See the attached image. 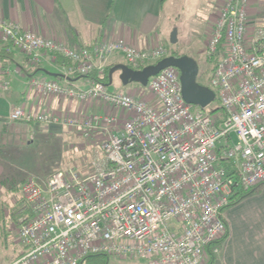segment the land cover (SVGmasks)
I'll list each match as a JSON object with an SVG mask.
<instances>
[{"label":"built area","instance_id":"built-area-1","mask_svg":"<svg viewBox=\"0 0 264 264\" xmlns=\"http://www.w3.org/2000/svg\"><path fill=\"white\" fill-rule=\"evenodd\" d=\"M251 2L224 0L206 43L208 58L216 61L208 86L220 114L185 101L175 66L150 78L156 104L110 91L88 76L94 69L103 73L97 63L116 53L135 69L156 63L169 54L163 43L139 48L120 38L75 47L0 17V43L24 53L30 64L48 55L70 61L64 80L33 75L30 88L102 101L126 113L115 131L112 112L11 111L10 121L75 126L86 136L107 133L93 171L70 167L26 178L21 191L29 215L21 217L17 240L23 249L11 264H79L99 252L147 264L207 263V246L228 229L224 211L237 188L264 183V8L251 15ZM76 74L86 78L85 86L70 78ZM1 86L8 90L10 80ZM223 159L234 162V173Z\"/></svg>","mask_w":264,"mask_h":264},{"label":"crops","instance_id":"crops-1","mask_svg":"<svg viewBox=\"0 0 264 264\" xmlns=\"http://www.w3.org/2000/svg\"><path fill=\"white\" fill-rule=\"evenodd\" d=\"M223 1L217 2L218 9ZM255 1L251 2V15L255 13L257 7ZM165 2L166 0H0V17L75 47L123 38L136 47L147 48L159 43L167 45L165 28L162 25ZM0 55L5 56L9 69L6 73L7 68L2 70L0 67V118H8L16 106H25L37 112L48 111L78 116L87 115L89 112H112L118 117V124L113 125L112 129L115 131L120 129L126 113L117 107L92 99L81 101L61 95H44L28 86L30 74L46 79L64 80L70 63L51 59L48 55L44 62L32 65L23 53L1 43ZM122 57L125 59L124 55L116 53L106 61L97 63V68L104 70L108 68L109 74L112 71L107 87L120 73L122 84L135 83L128 92L145 97L151 103H158L148 84L143 85L139 81L123 82L121 66L129 64L126 59L123 63ZM11 73L17 74L14 77L16 80H13ZM6 78L10 80L8 90L1 86ZM70 78L78 86L87 84L83 76L74 75ZM50 128L57 127L51 124ZM102 133L106 134V131ZM2 172L0 161V190L3 187ZM224 213L228 224V236L214 246L218 247V251H214L215 259L212 264H264V183L260 191L227 206ZM22 249L21 246L19 252L14 255H18ZM111 264L142 263L138 262V259L112 257ZM144 264H147L145 260Z\"/></svg>","mask_w":264,"mask_h":264},{"label":"rangeland","instance_id":"rangeland-1","mask_svg":"<svg viewBox=\"0 0 264 264\" xmlns=\"http://www.w3.org/2000/svg\"><path fill=\"white\" fill-rule=\"evenodd\" d=\"M217 2L219 0H166L162 15L167 47L169 49L170 46L177 47L182 54L194 57L199 64L198 80L203 82L209 81L214 64V60L207 56L206 43L221 8L218 9ZM255 2L256 12L264 8V0ZM215 14L216 17L213 18ZM212 19L213 24L211 25ZM175 27L178 28L179 40L173 44L170 42V34ZM121 61L126 62L123 57ZM119 75L120 73L108 86L109 90L113 92L130 91L135 83L124 85ZM16 76L17 74L11 73L13 80H16L14 78ZM197 108L201 107L197 106ZM206 108L208 110L218 108L216 112L219 114L223 112L217 98ZM89 114L90 112L87 115ZM5 120L7 122L6 118ZM10 123L18 125L25 122ZM36 125L37 129L33 134L28 135L22 132L17 136L15 129L10 128L11 125L7 126L4 122H0V161L4 175L15 174L22 178L33 175L46 176L52 170L70 167L87 173L97 167L99 157L103 156L101 145L107 136V133H102L104 130L86 136L79 127L75 126L52 124L57 128H50L51 124L40 122ZM20 131L21 129L18 130L19 133ZM6 188L4 186L0 190V264H11L14 253H18L21 248L17 240L21 218L20 222H17L15 217L25 212L22 210L24 205L21 204L25 202L22 191L16 194L9 192ZM138 262L144 264L142 259H138Z\"/></svg>","mask_w":264,"mask_h":264},{"label":"trees","instance_id":"trees-1","mask_svg":"<svg viewBox=\"0 0 264 264\" xmlns=\"http://www.w3.org/2000/svg\"><path fill=\"white\" fill-rule=\"evenodd\" d=\"M181 54L182 53L177 49V47L170 46L168 55L179 56ZM58 60H60V61H62L64 63H66V62L70 63V61L68 59L64 58L63 56H59ZM215 64H216V61L214 60L213 67L211 69L212 72L214 70ZM0 67H1L2 70L7 68V63H6V60H5V56H3V55L2 56L0 55ZM30 76H33V74H30L28 77H30ZM75 76H81V75L76 74ZM88 76L91 77V78H95L97 80H101L104 83H107L109 81L108 68H106L103 73H99L97 71V69H94V70H92L90 72V74ZM210 77H209V81H210ZM209 81L208 82L200 81V82L202 84L209 85ZM217 109L218 108H213L210 111L211 112H216ZM6 119H7V122H5L6 121L5 119L0 118V120H1L0 122H4V124L7 125V126L11 125L10 128L15 129L17 136H18V134L21 135L22 132L28 133V135L33 134L35 132V129H37V127H36L37 126L36 124H38L37 121L25 122L26 124L25 123H21V124H18V125L17 124L12 125V123H10V122H13V121H10L8 118H6ZM16 122H20V121H16ZM17 126L18 127L22 126V127L18 128ZM19 129H21L20 133L18 132ZM222 165L224 167H226V169L228 170V173H230V174H232V173H234L236 171V166H235V164H234V162L232 160L223 159ZM18 177L19 176L15 175V174L12 175V176H8V175H4L3 174L2 178H1V185L3 187L4 186L7 187L6 190H8L9 192H13V193L19 194L21 192L22 184L25 182L26 178H22V177L18 178ZM262 184H259V185L253 187L250 190H244L243 188L238 187L236 194L234 195V197L232 198V200L230 201V204L228 206L236 204L240 200H242L243 198H245V197H247V196H249V195H251L253 193H256V192L260 191V188H261ZM23 199H21V200H23ZM21 204L24 205L22 210H23V212L24 211L25 212L23 213V215H19V216L15 217V221H17V222H20V218L22 216L29 215V209L27 208L26 203L25 202L24 203L21 202ZM227 236H228V229H227L226 233L224 234V236L220 240H218V241L212 243L211 245L207 246L208 261H207L206 264H212L213 263V261L215 259V254H214V250H213L214 246L216 244H218L219 242L225 240ZM18 255H16L14 257V259ZM111 263H112V257L109 254L99 252V253H94V254L88 255L79 264H111Z\"/></svg>","mask_w":264,"mask_h":264},{"label":"water","instance_id":"water-1","mask_svg":"<svg viewBox=\"0 0 264 264\" xmlns=\"http://www.w3.org/2000/svg\"><path fill=\"white\" fill-rule=\"evenodd\" d=\"M178 40V28L175 27L170 34V42L176 44ZM167 66H175L179 69L182 95L187 103L206 108L216 99L214 89L202 84L198 80V61L188 54H181L179 56L167 55L156 63L146 65L141 69H134L129 65H123L121 66L123 69L121 78L124 83L139 81L143 85H147L152 76ZM111 72L109 74L110 78Z\"/></svg>","mask_w":264,"mask_h":264}]
</instances>
